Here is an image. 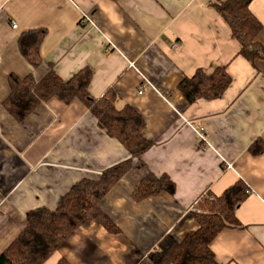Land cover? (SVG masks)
I'll return each mask as SVG.
<instances>
[{"label": "crops", "instance_id": "crops-1", "mask_svg": "<svg viewBox=\"0 0 264 264\" xmlns=\"http://www.w3.org/2000/svg\"><path fill=\"white\" fill-rule=\"evenodd\" d=\"M224 1L0 0V254L30 211L54 210L73 185L130 158L79 100L52 98L21 122L3 106L12 75L39 81L52 70L67 81L88 68L90 95L112 91L118 110H136L152 146L100 203L120 233L82 223L43 264H152L148 255L162 239L194 233L201 201L238 180L250 191L236 210L242 228L222 230L211 250L218 264H264V150L250 152L258 141L264 148V60L252 65L238 55L213 6ZM249 10L262 25L256 40L264 48V0H252ZM34 30L45 31L38 68L18 49L20 35ZM216 68L231 77L223 96L188 104L178 84ZM150 174L166 176L175 193L134 198Z\"/></svg>", "mask_w": 264, "mask_h": 264}, {"label": "trees", "instance_id": "trees-1", "mask_svg": "<svg viewBox=\"0 0 264 264\" xmlns=\"http://www.w3.org/2000/svg\"><path fill=\"white\" fill-rule=\"evenodd\" d=\"M117 2L119 0H109ZM252 0H226L214 3L218 14L229 25L232 37L239 43L238 55L254 65L264 60V48L256 40L262 25L249 10ZM45 31H27L18 39L22 57L34 68L41 64L40 47ZM10 94L3 102L5 110L17 121H23L38 106L52 98L68 104L82 102L97 120L98 125L117 140L130 158L106 169L96 180L83 179L72 186L54 210L37 208L26 216L22 232L0 254V264H43L82 223L96 222L110 234H119V228L103 213L100 203L130 168L131 160H140L152 144L142 135L145 123L142 116L130 106L118 110L116 95L108 91L94 99L89 92L92 72L85 68L69 80L61 79L54 71L47 72L39 81L31 77H9ZM231 84L225 68H216L207 74L197 69L193 76L184 78L178 90L188 104L198 100L220 99ZM264 148L255 142L250 147L253 155H260ZM162 192L175 193V185L166 176L147 175L134 191V198L143 200ZM249 188L240 180L228 187L214 201L203 199L194 217L198 229L175 242L170 237L162 239L154 252L148 255L152 264H218L211 244L226 228H242L236 210L247 199ZM58 264H69L61 259Z\"/></svg>", "mask_w": 264, "mask_h": 264}, {"label": "built area", "instance_id": "built-area-1", "mask_svg": "<svg viewBox=\"0 0 264 264\" xmlns=\"http://www.w3.org/2000/svg\"><path fill=\"white\" fill-rule=\"evenodd\" d=\"M84 18L81 20V23L83 24L86 20H88V18L86 17V16H83ZM11 27L13 28V29H16V24L15 23H12L11 24ZM178 47V44H173L172 45V49H176ZM139 94H141V92H139ZM199 137H200V140H201V142L203 143V148H206L207 146H208V142H207V136H206V134H205V132L204 131H201V132H199ZM208 201L209 202H212V201H214V197H208Z\"/></svg>", "mask_w": 264, "mask_h": 264}]
</instances>
